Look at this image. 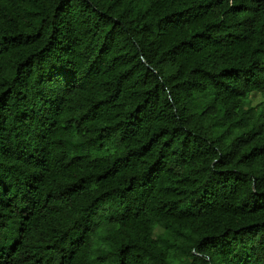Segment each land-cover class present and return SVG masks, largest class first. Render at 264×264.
I'll list each match as a JSON object with an SVG mask.
<instances>
[{"label":"trees","instance_id":"1","mask_svg":"<svg viewBox=\"0 0 264 264\" xmlns=\"http://www.w3.org/2000/svg\"><path fill=\"white\" fill-rule=\"evenodd\" d=\"M0 264H264V0H0Z\"/></svg>","mask_w":264,"mask_h":264},{"label":"rangeland","instance_id":"2","mask_svg":"<svg viewBox=\"0 0 264 264\" xmlns=\"http://www.w3.org/2000/svg\"><path fill=\"white\" fill-rule=\"evenodd\" d=\"M260 102H261L260 99H256L254 103L257 105V104H259Z\"/></svg>","mask_w":264,"mask_h":264}]
</instances>
